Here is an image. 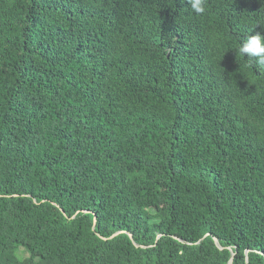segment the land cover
<instances>
[{"label":"trees","instance_id":"16d2710c","mask_svg":"<svg viewBox=\"0 0 264 264\" xmlns=\"http://www.w3.org/2000/svg\"><path fill=\"white\" fill-rule=\"evenodd\" d=\"M257 32L264 0H0V264H264Z\"/></svg>","mask_w":264,"mask_h":264},{"label":"clouds","instance_id":"9594fccd","mask_svg":"<svg viewBox=\"0 0 264 264\" xmlns=\"http://www.w3.org/2000/svg\"><path fill=\"white\" fill-rule=\"evenodd\" d=\"M205 2L206 0H188L197 14L205 12ZM237 51L241 56H247L250 66L255 65L256 68L264 70V34L257 32L248 35Z\"/></svg>","mask_w":264,"mask_h":264},{"label":"water","instance_id":"95a60500","mask_svg":"<svg viewBox=\"0 0 264 264\" xmlns=\"http://www.w3.org/2000/svg\"><path fill=\"white\" fill-rule=\"evenodd\" d=\"M95 220H96V217L94 216V217H93V225H92V228H94ZM117 233H119V232H115L114 234L111 235V237L114 236V235H116ZM206 235H207V234H205L204 236H206ZM128 236H129L130 238H132L130 233H128ZM158 236H159V235H158ZM158 236H157V237H158ZM213 240H214V243L216 244V246H217L219 249H222V248H223L222 246L219 245L218 240H217L215 237H213ZM233 255H234V252H231V256H230V258H229V260H228V264H232ZM245 260H246V262H247V257L245 258Z\"/></svg>","mask_w":264,"mask_h":264}]
</instances>
